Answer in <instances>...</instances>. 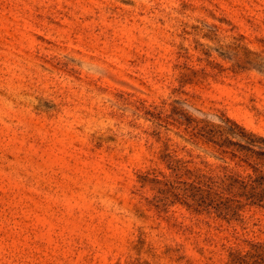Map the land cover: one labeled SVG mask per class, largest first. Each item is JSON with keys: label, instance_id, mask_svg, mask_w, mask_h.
Here are the masks:
<instances>
[{"label": "rangeland", "instance_id": "1", "mask_svg": "<svg viewBox=\"0 0 264 264\" xmlns=\"http://www.w3.org/2000/svg\"><path fill=\"white\" fill-rule=\"evenodd\" d=\"M251 186L264 0H0V264H264Z\"/></svg>", "mask_w": 264, "mask_h": 264}, {"label": "trees", "instance_id": "2", "mask_svg": "<svg viewBox=\"0 0 264 264\" xmlns=\"http://www.w3.org/2000/svg\"><path fill=\"white\" fill-rule=\"evenodd\" d=\"M246 185H243L242 188H245ZM257 186H251L250 187V191H249V194L247 195V198L250 199V202L251 203H258L262 200H264V190L261 189V194L258 196L256 194V192L254 191V189L256 188Z\"/></svg>", "mask_w": 264, "mask_h": 264}]
</instances>
